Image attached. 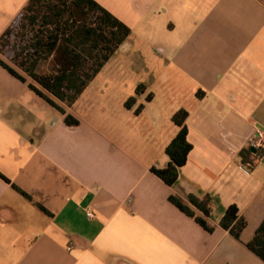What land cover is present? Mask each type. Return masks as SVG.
<instances>
[{"label": "crops", "instance_id": "obj_1", "mask_svg": "<svg viewBox=\"0 0 264 264\" xmlns=\"http://www.w3.org/2000/svg\"><path fill=\"white\" fill-rule=\"evenodd\" d=\"M95 1L132 32L67 108L79 125L0 65V173L32 197L0 177V264H264L247 247L264 149L242 156L264 132V0ZM28 2L0 0V37ZM181 109L193 148L168 186L151 168L169 164ZM170 195L209 197L214 230ZM231 205L239 240L220 226Z\"/></svg>", "mask_w": 264, "mask_h": 264}, {"label": "trees", "instance_id": "obj_2", "mask_svg": "<svg viewBox=\"0 0 264 264\" xmlns=\"http://www.w3.org/2000/svg\"><path fill=\"white\" fill-rule=\"evenodd\" d=\"M131 28L95 0H29L11 25L0 37V65L23 83L50 107L64 116L69 126L79 125V120L69 114L89 84L100 73L110 58L131 34ZM204 93L199 91V97ZM134 99L127 101L131 107ZM185 109L176 112L173 123L179 128L167 145L165 152L170 162L164 169L151 168V172L166 185L173 186L180 168L188 161L193 148L188 141ZM253 155L251 150L242 152ZM9 184L11 181L0 173ZM12 187L28 200L31 195L17 185ZM170 202L192 217L209 232L211 205L209 197L203 199L189 195L187 200L170 195ZM39 208L50 214L42 205ZM195 210L203 214L199 216ZM246 220L236 205L227 208L220 226L240 239ZM247 247L264 261V220Z\"/></svg>", "mask_w": 264, "mask_h": 264}, {"label": "built area", "instance_id": "obj_3", "mask_svg": "<svg viewBox=\"0 0 264 264\" xmlns=\"http://www.w3.org/2000/svg\"><path fill=\"white\" fill-rule=\"evenodd\" d=\"M255 148L257 150L264 149V132L258 130L257 134L250 140L249 148ZM248 167H252V164L248 163ZM88 217L94 218L95 214L91 211L88 212Z\"/></svg>", "mask_w": 264, "mask_h": 264}, {"label": "water", "instance_id": "obj_4", "mask_svg": "<svg viewBox=\"0 0 264 264\" xmlns=\"http://www.w3.org/2000/svg\"><path fill=\"white\" fill-rule=\"evenodd\" d=\"M251 152L254 153V154H256L257 153V149L251 148Z\"/></svg>", "mask_w": 264, "mask_h": 264}, {"label": "rangeland", "instance_id": "obj_5", "mask_svg": "<svg viewBox=\"0 0 264 264\" xmlns=\"http://www.w3.org/2000/svg\"><path fill=\"white\" fill-rule=\"evenodd\" d=\"M37 99L40 100V98H38V97H37ZM40 101H41V100H40ZM49 109H51V108L49 107Z\"/></svg>", "mask_w": 264, "mask_h": 264}]
</instances>
